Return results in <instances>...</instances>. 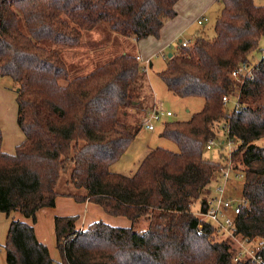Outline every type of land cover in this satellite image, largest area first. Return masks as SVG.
<instances>
[{"label":"trees","instance_id":"1","mask_svg":"<svg viewBox=\"0 0 264 264\" xmlns=\"http://www.w3.org/2000/svg\"><path fill=\"white\" fill-rule=\"evenodd\" d=\"M177 1L0 0V75L18 83L17 124L25 136L14 153L5 152L0 127V212L17 211L35 222L39 209L66 195L132 222L123 227L97 220L78 230L76 215L56 216L58 264H254L234 261L231 241L216 240L208 223L199 233L191 207L199 202L205 210L221 163L204 156V145L227 124L241 142L232 158L244 168L249 203L237 218L238 232L264 241V57L239 88V108L227 110L222 100L235 89L231 71L251 64L264 34V3L218 0L213 36L196 33L189 45L166 54L159 76L167 89L181 98L202 97L204 105L188 120L164 123L160 134L177 151L152 148L131 174L110 166L141 127L123 119L130 108L142 109L145 81L135 49H119L71 75L54 47L76 45L85 31L103 24L118 38L158 37ZM64 174L84 193L59 192ZM142 220L148 225L139 230ZM4 248L8 264L54 263L33 224L18 219L11 218Z\"/></svg>","mask_w":264,"mask_h":264},{"label":"rangeland","instance_id":"2","mask_svg":"<svg viewBox=\"0 0 264 264\" xmlns=\"http://www.w3.org/2000/svg\"><path fill=\"white\" fill-rule=\"evenodd\" d=\"M256 5H261L264 0H255ZM215 11L210 14L209 21L200 27L202 31L200 33L206 34L212 37L214 34V23H215ZM104 27H99L100 29H94L92 31H85L81 41L72 46L65 45H54V47L62 52L63 58L66 60L68 69L71 75L75 73L87 72L102 62L109 59L113 54L118 53V45H115L117 35L113 32L107 24H103ZM105 28V30H103ZM194 37V36H193ZM192 38L190 40L192 41ZM181 39H186L184 36ZM178 44L179 40H178ZM65 47V48H64ZM101 50V55H96L94 59V53ZM167 54V53H166ZM264 57V34L260 37L258 42V47L249 56V61L251 64L259 61ZM166 59H155L153 65L148 67L146 70H141L144 76L145 87L141 88V99H142V109L135 111V108L129 109V114L123 119L128 122H135L140 124V129L135 138L128 145L124 153L120 158L113 163L111 166L112 171H122L117 172L121 174H131L133 173L139 162L143 159L147 152L152 148L163 147L171 151H177L178 147L173 141L161 136L163 125L166 121L175 120H188L191 115L203 108L204 99L202 97H185L181 98L174 95L169 91L159 76V71H161L166 66ZM79 65L83 67H79ZM19 86L10 76L0 75V127L2 130L3 140L6 143H11L15 137V131L17 125V97H18ZM233 104L228 103L227 110L232 109ZM149 108H157L163 111L170 110L173 112L171 116H162L161 121H155V128L153 130H148L145 128L144 121L146 117V111ZM13 121V122H12ZM14 121H16L14 123ZM18 126V125H17ZM19 130V129H18ZM262 142V140L260 141ZM204 156L209 159L221 160L223 156L219 158L215 151L204 150ZM233 157V155H232ZM216 160V161H217ZM232 164L238 166L239 160L234 158L231 159ZM67 179H69L68 174L62 175L60 182L58 183L57 189L59 192H77L84 193L83 190H76L71 184H67ZM220 181V178H215L212 182L215 185ZM235 182V183H234ZM69 183V182H68ZM241 181H234L232 179L231 185H237L235 190L239 188ZM212 191V188H211ZM199 202H195L191 207L194 214H197L199 210ZM148 222L145 220L140 221L137 224V228L142 229V227H147ZM216 240H221V237L215 235ZM259 237L253 239V245L251 248L255 247ZM232 247L235 248V254L241 252L239 243H233ZM249 247V245H245Z\"/></svg>","mask_w":264,"mask_h":264},{"label":"crops","instance_id":"3","mask_svg":"<svg viewBox=\"0 0 264 264\" xmlns=\"http://www.w3.org/2000/svg\"><path fill=\"white\" fill-rule=\"evenodd\" d=\"M174 9L176 14L162 25L158 37L147 36L139 40L117 37L115 45L119 44L118 48L121 50L133 51L135 49L134 51L139 57L141 66L143 67L147 62L152 66L155 59H166V53L168 55L175 51L179 46L178 40L180 41L184 36L187 40H190L196 33L202 31L200 26L209 21V16L213 10L215 11L216 19L221 9V3L218 0H178L174 4ZM201 17H204L205 20L202 24H198L197 21ZM100 28L97 29L99 30ZM93 53L95 54L94 58L96 55L102 56L101 50ZM147 110H149V107ZM17 125H15L16 135L12 142L6 143L5 140L2 141V150L5 152L14 153L16 146L25 138L24 133ZM115 172L122 173V171ZM68 215L77 216L75 224L78 230L85 229L90 223L97 220H103L114 226L128 227L132 224L127 217L107 214L98 204L91 201L77 202L73 197L66 195L57 196L54 206L39 209L36 213L35 222L17 211L12 212L9 216L0 212V264H8L4 244L7 239L11 218L33 224L37 239L48 247L50 256L54 260L53 264H58L61 261V257L56 246L55 217ZM144 229L145 227H142L139 230Z\"/></svg>","mask_w":264,"mask_h":264},{"label":"built area","instance_id":"4","mask_svg":"<svg viewBox=\"0 0 264 264\" xmlns=\"http://www.w3.org/2000/svg\"><path fill=\"white\" fill-rule=\"evenodd\" d=\"M204 17L198 19V24H202ZM180 45L187 46L190 40L181 39ZM139 60V57H137ZM253 64H240L230 73V78L235 86V89L222 97L224 104L229 102L233 104L232 109H238L239 104V88L244 80L253 77ZM147 64L143 65L142 70H146ZM231 109V110H232ZM173 113L170 110L166 112L152 108L145 117L144 125L148 130L155 128V121H161L162 116H171ZM240 140L237 137L230 135L227 124H220L217 128L216 134L210 137L204 145V150L215 151L221 160L219 170L220 181L212 185V191L206 200L205 210L197 212L196 216L199 219V233L202 231V224L208 223L214 230V234L221 237V239H228L233 243H239L241 252L236 254L234 261L241 259H248L254 264H264V256L262 251L264 249V241L259 238L255 247L253 245L254 238L244 237L238 232L237 218L239 214L248 207V200L243 195V181L245 179L244 168L239 165L232 164V153L240 145ZM241 181L239 188L235 190L237 185H231V181ZM235 183V182H234ZM249 245V247H245Z\"/></svg>","mask_w":264,"mask_h":264},{"label":"water","instance_id":"5","mask_svg":"<svg viewBox=\"0 0 264 264\" xmlns=\"http://www.w3.org/2000/svg\"><path fill=\"white\" fill-rule=\"evenodd\" d=\"M168 56L170 57L171 56V53H169Z\"/></svg>","mask_w":264,"mask_h":264}]
</instances>
